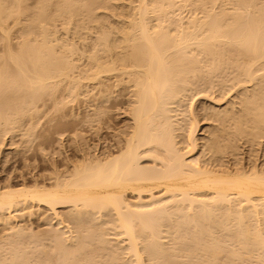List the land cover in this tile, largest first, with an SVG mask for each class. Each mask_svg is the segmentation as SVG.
<instances>
[{
    "label": "bare ground",
    "instance_id": "bare-ground-1",
    "mask_svg": "<svg viewBox=\"0 0 264 264\" xmlns=\"http://www.w3.org/2000/svg\"><path fill=\"white\" fill-rule=\"evenodd\" d=\"M13 1L15 3L13 4L14 10H12L9 13H4V11L2 10V7H5L4 10L7 7L3 5L5 4L3 0L0 2L3 5L2 6L0 4V30L1 29L3 30V27L6 26V25L2 26L4 21L6 22V20H8L7 18H5L6 14H7V17H10V15L16 14V16H18L17 18H19V15L17 14H21L23 12L28 13V10L29 9L32 10V8L33 10L32 11L30 10L31 13L25 16V17L28 16L27 19L25 18V21L22 20L23 24L25 22L24 27L20 25L21 28H23L22 30V32L24 31L23 34L26 33V35L22 34L24 37H22L21 35L23 39L20 37L22 39V42L20 41L22 44L18 42L21 45L20 49H18L20 52H18L17 50V52L15 51L16 53L14 52L13 54L11 49L10 50L8 48L6 49V51L8 50L10 51L9 53L10 55L8 56H10L11 58L10 57L9 58L13 60L11 61V62H14L12 64L16 65V66L14 65L15 71H11L8 67L9 65H7V70L9 69L7 73L8 74L12 73L10 75L15 76V78H18V80H20L21 82L15 78L14 80H12L13 78L9 77L10 75L5 74L6 70L4 69H6V64L3 63L2 66L0 65L1 66L0 68V93L1 91L8 92V90H4V89H9V91L14 90L18 93L19 92L18 87L21 90H24V93H25V90L27 89V90H30L31 92H34V94L32 93L33 95L31 94L32 95L31 98H33L32 100L29 99L31 96L29 93L28 100H30V103H31L32 101L33 102L35 101L34 97L39 96V95L42 96L43 95L42 93L48 90V86L54 87L55 86L54 84L58 82L56 80L57 82L54 81V84H53L51 82V79L53 80L56 77H58V79L59 78H63V79L69 78L71 76L70 71H73L72 69L75 68L76 64L75 62H73L72 64L71 62H67V60L69 61L71 58L70 57L67 59V57L72 56L73 54L68 55V56L65 54L67 56L65 57L64 54H63L64 56L61 55L60 52L62 51L60 49L57 51L55 50V46H57V44L59 45V41L57 37H56L57 39L55 40L56 42H54L55 44L52 41H50L51 38L49 39V37H52V36L48 37V33L50 34V32L53 30V29L52 30L50 29L51 26L48 23H51L53 20H56L54 18H57V16L56 17L51 16L54 13L51 15H48L49 12H47L49 11L47 10L48 8L47 6H49V3L51 0H38L37 3L40 2V4H38L39 5L38 7H34L35 6L34 4L33 6H31L32 8L30 7L27 10H25L26 9L25 6L27 5L25 4L26 2L22 3V2H19V0H13ZM164 1L162 0V2L164 3L162 4L161 0H151L150 3L153 7L160 6L159 10L158 9L156 10L155 8L152 10H156L158 12L160 11V13H162L161 11H163V13L165 14L167 10H164L161 7L165 5L166 1L165 2ZM208 1L211 4L214 2L213 3L214 8H215L214 6L215 3L216 5H218L216 2L218 0L216 1L215 0H198V5L200 3V7L201 6L203 7L206 4V2L208 3ZM224 1L223 0L218 1V3L220 2L222 3ZM227 1L229 4L228 3L226 4ZM227 1L223 3V5L224 4H226V6L228 5L226 8L222 4H219L218 6L220 8L218 11H216L217 10L216 8L215 10H212L214 9L212 6H211L212 8L208 7L210 11L208 8H207L208 11L207 9L205 11L203 10L204 12L206 11L207 12L204 14L205 16L202 14L203 13L202 12L201 15L203 16H201V19L200 18L198 19L199 21H201V24H200L201 26L199 24H196V25H199L201 28H198V26H195L194 22L192 23L196 27V28L194 27L195 30H197V28L200 29L199 31H200L201 36L199 35V39L197 37V40L195 38H194L195 40L193 39L196 31L192 29L188 31L184 30L186 32V33L184 32L185 35L184 33H182L183 32L182 31L181 33L183 34V36H181V38H179L178 40L176 39L177 40L176 41L174 39L175 37L173 38L175 34L172 36L170 34L171 32L169 31L170 33H168L165 27L164 29L159 28L160 24L164 23V25L165 24L167 25V21H166L167 19L163 20V21H166L163 23L159 21L158 19L157 24H159V26H157V24L153 25V27L155 26L160 30L150 29L148 27L150 24L149 25L146 24L147 22L145 21L146 15H144L146 14L145 11L147 10V8L150 7V6L148 7L146 6L148 3V0L147 1L143 0V3L141 4V6L138 7L140 8V14H141V17H140L141 19H139L138 17L139 23L137 22L139 25L136 24L137 25L136 27H134V25L132 27V25L129 26L128 24V26H125V27L123 26L122 28H119L118 33L119 35H121L120 37L116 36L118 33L115 35L114 38H111V39L109 36H106V35H102L103 38L98 37L99 40H97V44L101 40L99 44L101 45L102 43L101 45L102 47L101 46L99 47L98 45L97 47L101 48L99 50L102 52V54L103 53L104 54L102 56L100 55L99 57H97L99 53L101 52L99 53L96 52L98 53V55L96 54L93 55L94 56L92 57L93 64L90 63L89 65L91 66L92 64L91 68L87 67L86 70L83 71L84 74L87 76L86 77L84 75L86 77L85 80H90V81L91 79L93 81L99 80V84H100L101 83L100 80L102 78L103 79L113 78L115 80L114 83L112 82L114 86H118L120 84L121 85L129 84L130 86L135 88L133 91V96H134L133 97L134 100L132 103L133 107L130 106L132 109L128 110V111H131L130 113L132 115L131 119H133V125L131 126L132 129L130 130V132L129 130L126 131V135L127 134L129 135L127 137L124 135L126 138H124V141H123L124 144H123L122 150L119 153H116L117 155L113 154V156L111 157L108 156L107 159L103 158V160L99 159V160H96L95 162H94L95 160L94 158H91L93 162H90L89 161L90 158L86 157L87 162L83 161L86 159V158H83V160L81 161L77 160L75 165L73 161L72 165H74V167H72L73 168L72 171L68 172L66 169L67 173L62 172L64 170H62L61 168L60 170L62 171L60 170L56 172L51 171L54 173L48 174V177H47L48 181L46 180L45 182L38 181L34 178L35 181L32 182L31 185H28L29 182L27 183L26 181H24L22 183L23 185L19 188H16L17 184L10 179L6 181L4 184H2L4 181L2 183L0 182V223L5 225L4 227L7 226L6 230L9 231V235L13 239L12 240L11 238H9L8 235H6L8 236L7 238H9V241L4 239V244L8 242V244H6L7 246L4 245L5 248L7 247L6 250H4L3 248L4 246L3 247L0 246V249H2V251L5 252L3 255V252L0 250L2 252V254L0 252V264H98L100 262L101 264H128V263L129 264H161L160 261L163 258H165L163 256L164 255L166 256L167 253H169L168 255L171 254L170 257L172 258L174 255H179V256L187 255L188 256L189 254H195L197 250H199L200 248L201 250L202 249L204 250L205 252L204 255H207L206 256L207 259L205 262L206 264H227V262L224 263L220 261L219 259L220 255H222L224 251H227V250H224L225 245L227 247L228 245L232 246L230 247L231 250L227 252L228 254L227 253L223 254V255L227 254V257L229 256L230 259L232 258L233 260L236 261V259L240 260L242 258L255 257L257 259L256 263L261 262L260 264H264V255H262L264 253H259V251H254V250H258L262 248V250L260 251L264 252V246L262 247L261 245V243L262 244L264 243V240H263L264 237L262 238V235H263L262 232L264 231V172L262 171V169L260 170L261 167L260 168L258 167L260 171L257 169H254L255 167L252 169L249 168L250 169L249 170V169L244 168L243 166L240 169L238 168L229 169L228 168L229 166L227 167V169L221 168L220 167L221 165L217 166L218 168H211L210 166L207 167L206 166L207 164L205 165L206 167L205 166L202 167L198 164L199 163L198 159L197 161L195 158L194 160L185 159L186 157L184 156L185 154L181 152L180 150H178V148H176V145H175L176 141L174 140L175 138L172 136H169L171 132L170 130L172 128L171 126L168 127V125H170L171 123L170 121H172L171 120L172 118L169 117V116H172V115H169L171 113L170 111L172 110L171 109L172 107L170 108V104L172 105V102L175 101L174 99L176 98L178 99V97H180L179 95L180 93L178 91L179 88L177 84L182 82L185 85V82H187L189 79L187 77H190L189 76L190 73H192L193 78H194L196 76L194 72L198 71V70L197 71H194V70L202 62V61L200 62L201 59H198L196 55L195 56L197 58L194 56V54L192 55V52L194 50L190 52L191 49L189 50V48L195 46L197 51L199 50L201 55H203L204 59L205 57L206 58L209 57L208 60L211 59V62L213 60V63L215 61V63L217 62L218 64L222 63L223 60H225L228 64V62H230L229 60L233 59V56L235 57L236 55V57L237 56L240 57L241 54L245 55L246 56L245 58H247V60L246 61L241 60L242 57H240V61L242 63H244V61L247 62L243 65V68L245 67L246 71H245V68L244 69L242 68V69L244 70V72H246L244 73L246 74L245 78L250 77L248 78L249 80H251V78H255L253 77V75H255V73L258 71L256 70V68L258 69V67L255 68L256 71L254 70V67H253L254 65L260 64V67H264L263 66L264 64L263 62L264 60V13H263L264 6L263 7L260 6L262 8V12H261V8L259 9L258 6H255L257 5L255 1L257 2L258 0L253 1L255 5H253L252 2L250 3V0H230L232 2H230L229 0ZM96 2L97 0H65L64 3L62 2V6H61L59 5L61 3H59V0H58L57 4L55 5L57 6L59 5L60 7L59 6L58 8L55 7L57 9V10L55 9L56 10L55 12L56 13L58 12L59 14L58 18H60L61 16L63 17V15L66 16V14H70L71 16H73L74 14L76 15V13L79 14V11L81 8H84L86 10H91ZM194 2H191V4ZM248 2L249 4H247ZM175 3H178V2H175ZM11 4H12V1H11ZM21 4L22 5L25 4V5L22 6ZM251 4L257 9H259V10L256 9L259 13L256 10L252 11L251 14H248V10L247 12L245 11L246 9H249V7L250 8L252 7V9H249L250 11L255 9ZM52 5H54L53 2H52ZM28 6L29 5H27V7ZM229 6L230 8H228ZM15 7L17 8L15 9ZM101 7H103V5ZM166 7L164 8L166 9ZM200 7H198L197 10ZM206 7L207 6L205 5L204 8ZM167 8H169L168 10H170L169 6ZM172 8H173V11H175L174 7ZM154 13H157V12H154ZM171 13L173 14V12ZM23 14H21V16ZM166 14H168V12H166ZM101 15H100V20L102 18ZM143 15L145 17H143ZM16 16H14L13 19ZM155 16L157 15L155 14ZM163 16L160 15V17H163ZM168 16L170 17L171 15H168ZM148 17H150V14ZM63 18L65 19V17ZM74 18L76 19V17ZM177 19H179V17ZM193 19L196 20L195 18ZM180 20L182 22V19ZM16 21L18 22V19H16ZM70 21H72V19ZM65 22H67V20ZM46 23L48 24L46 26H49V31L51 30L50 32H48V28L45 26ZM173 23L174 21L171 24ZM171 24H170V27H171ZM67 25L68 24H66L65 26ZM80 27H81V24H80ZM67 29L65 30L64 28L65 31H67ZM110 29H107L109 30L108 32H110ZM185 29H189V28H187L186 26ZM1 31H0V34H1ZM36 32L37 33L39 32L40 36L43 37V38L40 37L42 41L40 40L41 42L40 41L36 42L37 44L34 42L37 39ZM5 33L7 32H4V33L2 32L4 36L7 35ZM31 33L36 34L35 35L36 37L33 36L35 37V39H33L31 36H30L31 37L30 39L28 38L29 36L28 34L32 35ZM39 34H38V38H39ZM105 34H106V31H105ZM178 35H175L176 38H178L177 37ZM29 41H31L32 43ZM33 42L35 45L33 44ZM122 43H125L124 45L126 44L127 45L121 46ZM6 46L9 47L7 44ZM69 48H71L72 50V47L69 46ZM98 48L95 50L97 51ZM127 48H131V50L127 52L126 51L128 50ZM187 49L189 50L190 53H188ZM56 52H59L61 57L58 56V53ZM63 53H64V50H63ZM70 53L72 52L70 51ZM62 56L65 58L64 60L67 59L66 62L63 61ZM90 60L92 59L90 58ZM208 60H205V61H208ZM236 60H237L236 62H239L238 58H236ZM259 60H262L263 63L260 62ZM233 61H231L230 64H232ZM241 62L236 63L237 64L236 66L240 67L242 64ZM103 63H105L106 65L105 64L103 65ZM233 63H235V61ZM239 64L240 66H238ZM73 65H74V68H73ZM213 66H216V64ZM260 67L259 69H263ZM87 69L89 70L87 71ZM205 69L207 68H204V70ZM231 70L233 71L232 66H231ZM231 70L229 71L231 72ZM3 71H4V75L2 73ZM15 72H17L18 76L15 75L16 74ZM73 72L71 73L73 74ZM81 72L80 74H83ZM85 72H87V74ZM212 72H214V69ZM76 74H79V73H76ZM5 75L9 77V79L11 78V80H9L6 77L7 82L3 83L4 81H6V79H4L5 77L4 78L2 77ZM74 75H72L73 77L71 76L72 78L71 77L70 78L71 79L74 78L73 81H76L75 79H77L78 78L77 76L79 75H76V77ZM262 76L263 74L261 75V77ZM237 77L238 78H236V80L239 79L240 76H237ZM258 77H260V75ZM1 80L2 81L4 80V81L1 82ZM15 80H17L18 85L16 84ZM80 80L82 81L83 79L81 78L77 79V81H79L78 83L81 82ZM261 80L262 81L264 80V76H263V79L261 78ZM48 81H50L49 82L51 83L50 85L48 84ZM262 81L260 82L261 86L264 85ZM11 82H13V86H14V82L18 86V87L16 85L14 86L15 89L17 88L16 90L12 86ZM78 83H74V85L72 83V85L76 87L78 86ZM102 84H105V83L102 82ZM258 84L259 82L255 84L257 85L256 87L262 88L263 90L260 89L259 91L260 92L263 91L262 94H264V88H263L264 86L259 87L260 85ZM186 85H188V83ZM50 88L52 87H49V89ZM80 88L82 89V87H79V89ZM127 88H128V85H127ZM183 88L186 89L185 86ZM53 90H55V87L54 89L52 88V92H54ZM82 92L83 91H81V93ZM253 93H257V90ZM5 94L6 93L4 92V97L6 96ZM103 95L104 94H102V96ZM250 95L251 94H249L248 97H251ZM253 95L252 97L256 96L258 98L259 95H260V98L261 96L264 97V95H261V94L258 95V93L254 96ZM6 98L8 97L4 98L5 101H8V99ZM19 98L16 99L14 96V99L17 101L19 100ZM24 98H26V101L23 102L22 99ZM255 98L253 99L254 102L252 101L249 102L250 106L248 105L247 107V114L250 112L255 114V116L257 114V116L254 118V120L256 121L254 122L256 123L260 122L262 124V125L260 124V127H263L264 125V103H263L264 100L263 99L264 98L263 99L262 98L255 99ZM14 99L12 101H14ZM28 100H27V97H23L21 98L20 102L27 103ZM246 100L247 99H243L241 101H246ZM249 100L250 98H248L247 102ZM5 101L1 102L0 100L1 103ZM12 101L9 100L8 102L9 103L11 102L10 104L15 102V101L14 102ZM177 101L178 100H176V102ZM20 102H18V104H20ZM247 102H245V105L248 104ZM251 102H252V105H251ZM32 103L31 105L28 103L29 105L27 104L26 106L25 104H23L25 108H22L23 105L21 104L19 106L17 105L19 109H22L19 112L21 113L23 112L24 114L26 113L28 116L29 115L28 112H30L32 110L31 108L33 107ZM5 104L6 105H4V103L1 104V106L3 105L2 106L3 108L0 106V108H2L0 109V121H2L1 123L5 124L3 122H6V124L7 123L10 124V121L11 123L15 121L16 123H18L17 121H19L18 119L20 118L18 117L17 119L15 117L19 114L18 111H16V113L12 112L13 114L11 113L9 114L8 112H11L10 110H8L10 108V104L8 106H7V102ZM35 105L36 103H34L33 109L36 107ZM27 106H28V109H30V111L25 112L26 110H28L26 109ZM249 107L250 108L253 107L254 109L249 110L250 109ZM14 108H12V111H14L13 110ZM34 110H32L31 112L33 113ZM252 110L254 112H252ZM21 113L19 114L20 117L21 115L23 116V113L22 114ZM32 113H31V118H32ZM228 113L230 114V112ZM99 114L101 115V113ZM258 117L260 118L257 119ZM240 121L235 122L233 125L237 128L236 124L240 125ZM244 122H247V119ZM225 125L227 124L225 123ZM194 126H195L194 128L192 127V129H190L189 135H191V138L189 139H192L193 135H195L194 132L196 131V127L198 126L196 125ZM258 126L259 125H257V127ZM262 129L264 130V128ZM220 132L222 131L219 130V133ZM259 132H256V133H259ZM260 133L263 134L264 132H260ZM3 134H4V131H3ZM229 137H227V139ZM0 140L2 139L0 138ZM208 140L206 139V141ZM193 141L194 140H192V143H193L192 145H194L197 142V140L195 142ZM205 144H207L206 147H208L209 143H205ZM195 146L197 147L198 145L195 144ZM195 146H192V147H195ZM213 146H216V145H213ZM210 148H213V147H210ZM107 155H109V153ZM105 157H106V153H105ZM145 157L154 158L152 162L154 164H152L153 165L152 167L150 165L149 168L148 166L147 168H145L146 166L141 167L142 164L139 165V161ZM95 158L97 159V157ZM4 159L6 158L4 157ZM212 165H214V163ZM215 165L214 167H216ZM42 208H45V210L47 211L48 214L46 216L43 214L44 212H42ZM61 208L67 209V210H63V212L65 211L66 212L62 213ZM19 211L21 212V214ZM46 211H45V214H46ZM24 216L29 217L28 218L29 220L32 218H36V217H39V219L41 218L40 220H42L43 218V221L46 220V224L48 223L49 225V228H47L48 230H45L47 231L45 236L48 234L46 237L49 238V241L47 243L50 242L48 245L49 249L47 248V246L42 245L44 243L39 244L42 247H39L38 245V248H41L39 250H36L33 247H31L34 249L33 251L34 253L35 252L44 253L43 255L44 258H42L43 260L39 259V256L34 255V253L32 252L33 249H30L31 254L29 252H26L27 250L26 248L30 247L28 244H27L28 247L25 244L26 248L25 246L23 247V245L22 246L19 245L20 240L26 237L25 235L28 234L29 232L25 233V228L22 226V224L17 225V222L15 223V221L17 219L19 220V218L22 219V217ZM13 222L16 225L13 224ZM253 222H257L255 223L257 227L255 226L256 229L252 230L251 226ZM2 224L0 226H2ZM109 234H112L110 235L112 236L111 239L106 237ZM1 237L2 239H0V241L3 240V236ZM14 238L15 239L20 238V240L18 241L19 243ZM35 238L37 239L38 236ZM40 238L41 237H39L38 239ZM249 239L253 240L256 243V244L254 243L255 244L254 246H256V248L252 246L254 249V250L252 249V251L251 250L248 251L251 246L250 243L253 242V241L250 242ZM30 240H32V238H30ZM248 241L250 242L249 244H248ZM1 243L3 244V242ZM189 243L190 245L192 243L193 247L190 246ZM259 245H261V247ZM238 248H241L243 252L242 250H239ZM245 249H248V250H245ZM34 256L36 258L38 257V259H36ZM29 257L32 259L34 258L33 262L30 261L32 259H30ZM189 257L191 256L189 255ZM172 258H170V262L168 263H171V261H174V258L173 260ZM180 259L183 260V258H180ZM201 259H203V257H201ZM37 260H40V261H37ZM168 260L169 259L167 256V261ZM179 260L178 262L181 263V261ZM202 261H205V259L200 260V262ZM229 261L231 262L232 260H229ZM163 262H164V259H163ZM196 263L198 264L199 262H196ZM205 263L202 262L199 264H205ZM176 264H177V261H176Z\"/></svg>",
    "mask_w": 264,
    "mask_h": 264
},
{
    "label": "rangeland",
    "instance_id": "rangeland-1",
    "mask_svg": "<svg viewBox=\"0 0 264 264\" xmlns=\"http://www.w3.org/2000/svg\"><path fill=\"white\" fill-rule=\"evenodd\" d=\"M3 1L5 3L3 5L7 7L5 10H4L5 7H2V10L4 11V13H9L12 10H14L13 9L14 8L13 4H15V3H14L13 0H9V1L8 0H3ZM5 1L8 2V3H6ZM11 1H12V4H11ZM57 1L58 0H51L50 1L49 6H47L48 7L47 10H49V11H47V12L50 13V14L48 13V15H51V14L54 13L51 16H53V17L57 16V18H58L59 14H58V12L57 13L55 12L57 10L55 7L58 8L59 5L62 6V2L64 3L65 0H59V3H61V4L58 3L59 4L58 6L55 5V4H57ZM104 1L103 0H97V2L95 3V5L92 7L91 10H86L84 8H81L80 11H79V14L76 13V15L74 14L73 16H71L70 14H66V16L63 15V17H65V19L62 16H61L62 18L61 17L58 18V19L54 18L56 20H53L52 21L53 23L51 22L52 25H51V23H48L51 26L50 29L51 30L53 29L52 31L50 30L51 32L49 31V26H46L48 24L47 23L45 24V26L48 28V32H50V34L52 33L51 35L48 33V37L52 36V37H49V39L51 38L50 41H52L54 43V42H56L55 40L58 38L59 45L57 44V46H55V50L57 51V50L60 49L62 51V52H60L61 55H63V54L65 55L66 54L68 56V55H72L73 54L72 56L74 58L72 56L67 57L66 55H65V57H67V59L71 57L70 60H72V61H70V60L68 61L66 59L67 62H71V64L73 62H75V64H76L75 68H74V65H73L74 69H72L74 72L70 71V74H71V76L75 74L74 75L75 77H76V75H79V76H77L78 77L77 79L81 78V79L85 80V78L87 76L84 74L83 71H85L87 67L91 68V66L93 64V58H92V57H94L93 55L94 54L98 55V53L101 52L99 50L101 48L97 47V45L99 47L102 45V43H101V45L99 44L101 40L97 44V40H99L98 37H100V38L102 37L103 38L102 35H106V36H109L110 39L114 38L115 35L118 33L119 28H122L123 26L124 27L128 26V24H129V26L132 25V27H133V25H134V27H136L137 26L136 24L139 23L138 22V17H139V19H141L140 18L141 17L140 8H138V7L141 6V4L143 3V0H113V1L112 0L111 1L110 0L109 1L106 0L105 2ZM150 1L148 0L147 5L145 4L147 7L148 6H150V7L152 6ZM165 1H164L165 5L161 6V7L164 10H167L166 12H168V14H166V12L164 14L163 11H161L162 13H160V11L159 12L156 11L157 9L159 10L160 6L159 7H153L152 6L151 8L150 7H148V8L146 7L147 8V10H146L147 12L145 11L146 14H144V15H146V17L144 15H143V17H145V21H147L146 24H148V25L150 24L152 26L151 27L149 25L148 27L150 29H153V30L154 29L155 30L158 29L155 26L153 27V25H156L158 23V19H159V21H161L162 23L167 21V25L166 24L164 25V23H163V24H160L161 27L159 26V24H157V26H159L160 29L161 28L164 29V27H165V29H167L168 33L171 32L170 34L172 36L174 34L175 35L179 34L177 36L178 38H176L175 35L173 36V38L175 37L174 38L175 40L176 39L178 40L179 38H181V36H183L182 33H184L185 31L192 30V29L194 31H196L194 37L192 36L193 39L195 38L197 40V37L199 39V35H200V31L199 30L200 29H198V28H201L200 27L201 26L200 25L201 21H199L198 19L199 18L201 19V16H203L208 11V9H209L208 7H210V8L213 7V3L214 2L212 4L209 1H208V3L206 2V4L204 3L207 6L206 8H204L205 5L203 7L202 6L200 7V3L198 5V0H171V1L170 0H165ZM184 1H186V2H184ZM194 1L196 2V4H195ZM218 1H222V0H218ZM218 1H216L218 5L219 4L223 5V3H225V1H227V0H225V1L223 0L224 2H222V3L221 2L218 3ZM253 1L254 0H250V3L252 2L253 5H255V3H257V5H255V6H258L259 9L264 6V0H258L257 2L255 1V3ZM19 2H22V3L26 2L25 4L29 5L28 7H27V5L25 6L26 9L23 7L25 10H27L28 8H30L34 4H35L34 7H38L39 6L38 4H40V2L37 3L38 0H36V1L35 0H28V1L27 0L26 1L25 0H19ZM52 2H53L54 5H52ZM107 2H109V3H107ZM110 2H111V4H110ZM161 2H162V0H161ZM175 2H178V3H175ZM191 2H194V3L191 4ZM230 2H232V1H230ZM36 3H37V5H36ZM227 3H228V1L226 2V4ZM25 4H23V5L21 4V5L24 6ZM162 4H164V3L162 2ZM226 4L223 5V6H225V8L228 6V5L226 6ZM247 4H249V2ZM102 5H103V7H101ZM166 5H167V7L168 6L170 7L171 11L168 10L169 8H167ZM201 5H203V4H201ZM218 5H216V3L214 4L215 8L217 9L216 11H218L219 8H220ZM251 5H249V6H251ZM247 6H246V8H247ZM95 7H96V9H95ZM164 7H166V9ZM172 7H174V10L176 12L173 11ZM198 7H200L199 8L200 10L199 9L197 10ZM16 8L17 7H15V9ZM154 8L156 10H152ZM179 8H181V9H179ZM215 8L212 9V10H215ZM228 8H230V6ZM254 8L255 9H253L251 11L249 9H252V7L251 8L249 7V9H246V10L244 9V10L246 12L248 10V14H251L252 11L257 9L256 7H254ZM7 9L10 10V11H8ZM206 9H207V11L204 12ZM259 9H257V10H259ZM30 10L31 9L28 10V13L27 12H23L24 14L21 13V14H23L22 16H21V14H17V15H19V18H17L18 16H16V14L15 15H10V17H7V14H6L5 18H7L8 20L5 19L6 20V22L4 21L5 24L2 22L3 23L2 26L3 25L4 26L6 25V26L3 27V30L1 29L2 31L0 30L1 31V34H0V36H1L0 37V63L1 64L0 65L2 66L3 63L6 64V69H4V70H6V73H5L6 75H10V74H12V73H10L11 71H15V67H14L15 64L14 65L12 64L14 62H11L13 60H11L10 59L11 57L8 56V55H10L9 54L10 53L9 50L11 49L12 53L14 54L15 51L17 52V50L20 49L21 45L19 43L22 42V39H23L22 37H24L23 35H26V33L23 34L24 31L22 32L23 28H21V26L24 27L25 22L23 24V21H25V18L27 19V17H28V16L27 17H25V16L28 15L29 13H31L33 8H32L31 11ZM34 10H35V8H34ZM177 10H179L180 13ZM96 11H97V13H96ZM169 11H170V13H169ZM198 11H199V13H198ZM209 11H210V9H209ZM154 12H157V13H154ZM171 12H173V14ZM212 12H214V11H212ZM261 12H262V8H261ZM158 13L161 16H163V15L164 16L160 17V15ZM201 13L203 15H201ZM149 14H150V17H148ZM155 14L157 16H155ZM179 14H181V15H179ZM68 15H70V16H68ZM100 15L102 17L101 20L103 19L102 21L100 20ZM168 15H171V16L169 17ZM8 16H9V14H8ZM14 16H16L15 18L18 19V22L16 21L15 18L13 19ZM176 16H177V18L179 17V19H177ZM183 16H184V18H183ZM194 16H196V17H194ZM74 17H76V19ZM87 18H89V19H87ZM193 18H195L196 20H194ZM71 19H72V21H70ZM82 19L83 20L86 19V20L83 21ZM180 19H182V22H181ZM203 19H205V18H203ZM13 20H15V21H13ZM66 20H67V22H65ZM163 20H166V21H163ZM171 21L172 22L174 21V23L171 24L172 23ZM71 22H73L74 24L71 23ZM86 22H87V24H86ZM129 22H131V23H129ZM154 22H155V24H154ZM161 22H159V23H161ZM193 22L195 23V26H198L197 30H195L196 27L192 24ZM66 24H68V25L65 26ZM80 24H81V27H80ZM170 24H171V27H170ZM196 24H199L200 26L196 25ZM14 25H15V27H14ZM72 26H74V27H72ZM167 26H169V27H167ZM186 26L189 29H185ZM63 27L65 28V30L68 27L69 28L67 29V31H65ZM70 27H72V28H70ZM82 28H84L85 30L82 29ZM106 28L110 29V32H108L109 30H107ZM113 29H115V30H113ZM160 29H158V30H160ZM104 30L106 31V34H105ZM177 30H178V32H177ZM53 31H55V32H53ZM2 32L3 33L7 32V33H5L7 35L4 36L2 34ZM172 32H174V33H172ZM185 33H184V35H185ZM36 34H37V39L34 42L36 43V42H39L40 40L42 41V39L40 38L42 36H40L39 32L38 33L36 32ZM36 34L35 33H33L32 35L28 34L29 35L28 38L30 39L32 37L33 39H35V37H36L35 35ZM38 34H39V38H38ZM100 34H101V36H100ZM21 35H22V37H21ZM58 35H59V37H58ZM33 36H35V37H33ZM116 36L120 37L121 35H119V33H118ZM96 38H98V39H96ZM194 40H192V41H194ZM29 42H31V41H29ZM34 42H33V44H34ZM65 43L67 44L68 48H67ZM93 43H95V44H93ZM6 44L9 47L11 46L13 49L11 47L10 48L7 47ZM63 44H65V45H63ZM124 44L125 43H122L121 46H123ZM18 45H19V47H18ZM94 45H95L96 48L94 47ZM126 45H124V46H126ZM63 46H65V47H63ZM69 46L72 47V50H71V48H69ZM57 47H59V48H57ZM7 48L9 49L8 51H6ZM94 48L95 49L98 48V50L96 51ZM193 48H195V49H193ZM127 49H128V50H126L127 52L129 50H131V48H127ZM63 50H64V53H63ZM189 50H190V52L194 50L192 52V55L193 54H194V56L196 55L198 57V59H201L200 62L201 61L202 62L194 70V71H197V70L199 71V72L198 71L194 72L197 77L194 75L195 77L193 78L192 73L189 74L190 77H187V78H189L188 81H190L192 79L193 82H192V80L190 82L185 80V81H187V82H185V85L182 82L177 84V86L179 88L178 91L180 93L179 94L180 97H178L179 96L178 95L177 96L178 99L177 98L174 99L175 101L172 102L173 106L170 104V108L172 107L171 108L172 110L170 111L171 113L169 112L170 113L169 115H172V116H169V117L172 118L171 119L172 121L169 120L171 123H170V125H168V127L169 126L172 127L171 130H170L171 131L170 134H172V135L169 134V136H172V137L175 138V139L174 138L173 139L176 141L175 142L176 143L175 144L176 148H178V150H180L181 152H183L185 154L184 155V156H186L185 159L194 160V158H195L196 161L198 159L199 160L198 164L200 166H202V167L205 166L206 164H207L206 165L207 167L210 166L211 168H218L217 166L221 165L220 166L221 168H226V169H227L228 166H229L228 167L229 169H236V168L240 169L243 166L246 169H249V168L252 169V168L255 167L254 169L259 170V168L261 167L260 170L262 169V171L264 172V170H263L264 169V133L263 134L260 133V132H264V130L262 129V128H264V125H263V127H260V124H261L260 122H258V123L254 122V121H256V120H254V118L257 116V114H256V116H255V114H253L251 112L247 114V107L249 105V102L250 101L254 102L253 99L256 97L254 95H256L257 93H258V95L259 94L264 95V94H262V92H263L262 90L263 89L262 88H258V87H256L257 85H255V84H257V82H259L258 85H260V82L262 81L261 78L263 79V76H264V73H263L264 72V70H263L264 67H260V64L259 65L258 64L254 65L253 66L254 70H255L256 67H258V69L256 68V70H258V71L260 70L261 72L263 70V72L261 73L260 71L259 72L257 71L256 72L257 74L254 72L256 76L253 75V77H255V78H251V80H249L248 78H250V77H246L245 78L246 74H244V73H246V72H244V70H243L245 68V67L243 68V65L245 63H247V62H245L247 60V58H245L246 57L245 55L241 54V56H240V57H242L241 60H245L244 63H242L240 61V57H238V56L236 57V55H235V57L238 58V61L242 63V64L240 63L241 66H240V64L238 65L240 67H237L236 63H239V62H236L237 60H236V58L234 56H233V59H234L235 63H233L234 62L233 59L229 60L230 62L233 61L232 62L233 65L230 64V62H228V64H227V62L225 60H223L222 63L218 64L217 62L215 63V61L213 63V60L211 62V59L208 60L209 57L206 58L204 56L205 57V59H204L203 55H201L199 50L197 51L195 46L189 48ZM189 50L187 49L188 53H190ZM70 51L72 53H70ZM18 52H20V51L18 50ZM96 52H98V53H96ZM56 53H58V56H60L59 52H56ZM13 54H11V55H13ZM17 54H19V53H17ZM103 54L101 52V53H99V55L97 57H99L100 55L102 56ZM199 55H200V57H199ZM63 56H62V59H63V61L66 62V60H64L65 58ZM90 58L92 60H90ZM205 60H208V61H205ZM224 61H225V63H224ZM259 61L262 62V60H259ZM263 62H264V60H263ZM90 63H92L91 66H89ZM104 64L105 63H103V65ZM215 64H216V66H213ZM7 65H9L8 67L11 70L9 72L10 74L7 73V71L9 70V69L7 70ZM225 65H227V66H225ZM1 66H0V68H1ZM231 66H232L233 71L231 70ZM263 66H264V64H263ZM208 67H209V69H208ZM259 67L263 68V69H259ZM83 68H85V69H83ZM204 68H207V69H205L206 71L204 70ZM213 69H214V72H212ZM88 70L89 69H87V71ZM229 70H231V72ZM236 71H238V72H236ZM245 71H246V68H245ZM71 72H73V74ZM80 72L83 73V74H80ZM234 72H236V73H234ZM2 73L4 75V71ZM15 73H16L15 75H17V72H15ZM76 73H79V74H76ZM85 73L87 74V72H85ZM227 74H228V76H227ZM262 74H263V76L261 77ZM6 75L3 76L2 78L5 77L4 79H6V77H7ZM81 75H83V76L85 75L86 77L85 76L83 77ZM208 75H210V76H208ZM234 75H235V77H234ZM259 75H260L261 78L258 77ZM237 76H240V77H239V79L236 80V78H238ZM9 77L13 78L12 80H14V78H15V76H13V75L12 76L10 75ZM9 77H7V78L9 79ZM70 77L69 78H65V79H63V78H59L58 79V77L54 78L53 80L51 79V82L53 84H54V81L55 82L58 81L57 83L54 84L55 85L54 86L55 90H53L54 92H52V88L54 89V87L53 86H48V90L46 89L47 91H44L42 93L43 95L41 94L42 96H40V95L36 96L35 95L37 97V98L34 97V100L36 102L32 101L33 103L32 102L31 103L33 104V107H34V103H36V105H35L36 107L34 108L35 110L33 109L32 106H31L32 108L30 107L32 110H34L33 113L31 112L32 110L30 111V109H28V106L26 107V109H28V110H26L25 112L30 111V112H28L29 113L28 116H27L26 113L24 114L22 112L23 116L21 115V117H20L19 114L21 112H19V111H21L22 109H19L18 106L20 104L21 105L25 104V106H26L28 103L31 105L30 100H28L29 93L31 95L32 93L34 94V92H31L30 90L26 89L25 93H27V94H25L24 90H21L17 86L18 85V82H17L18 78H15V79H17V80H15L17 85L14 82V86L16 85L18 87V89H19L18 93L16 91H14V90L9 91V89H4V90H8V92L4 91L6 93L5 97H8V98H6V99H8V101L9 100L12 101L14 99V96H15L16 99L21 96L18 101L14 99L15 102L12 101L14 103L10 104L11 102L9 103L8 101H5L4 92L1 91V93L3 94V96H2V94L0 93L1 102L5 101V102H3L4 105H6L5 103L7 102V106L10 104V108L8 110H10L11 112H8V113L9 114L10 113L13 114L12 112L16 113V111H18V113H19L18 115L19 116L17 115L15 117L17 119H18V117L20 118V119H18L19 121H17L18 123H16V121L15 122L12 121L13 123H11V121H10V124H8V123L6 124V122H3L5 124H2L1 123L2 121H0V136L3 135L2 137H0L2 139V140H0V142L2 141L0 143V153H1L0 154V182L2 183L4 181L2 184H4L6 181H8L10 179V180H12L13 182H15L17 184L16 188H19V187H21L23 185L22 183L24 181H26L27 183L29 182L28 185H31L32 182L35 181V179L38 180V181H42V182L44 181L45 182L46 180L48 181V179H47L48 174L54 173L56 171H59L60 168L62 170H64V171H62V170H60V171L66 172V173H67V171L68 172L72 171V169H73L72 167H74V165H75L77 160L81 161V160H83V158L89 157L90 159L89 158L88 159H89L90 162H93L91 158H94L95 159L94 162H95L96 160H99V159H101V160H103V158L107 159L108 156L111 157V156H113V154L115 155L116 153H119L122 150V147H123V144H124V142H123L124 138H126L129 135V134L126 135V131L129 130V132H130V130L132 129L131 126L133 125V119H131L132 115L130 114L131 111H128V110L132 109L130 106L133 107V104H132L133 100H134L133 91H134L135 88L130 86L129 84H126V85L125 84L124 85L120 84L118 86H114L113 83H114L115 80L113 78L112 79H110V78H104L103 79L102 78L101 79L102 81L100 80V82H101L100 84H99V80H97V81L96 80L93 81L92 79H91V81L90 80H85L86 82L83 81V80L82 81L80 80L81 81L80 82L81 84H80V83H78L79 81H77V79H75L77 82L73 81L74 78L71 79L73 76L71 78ZM11 78L9 80H11ZM19 79H20V77H19ZM60 79H62V80H60ZM256 79H257V81H256ZM3 81L1 80V82H3ZM18 81H20V80H18ZM67 81L69 82V84H68ZM71 81H73V82H71ZM5 82H7V79L3 83H5ZM49 82L50 81H48V84L50 85L51 83H49ZM102 82L105 83V84H102ZM262 82L264 83V80ZM11 83H12V86H13V82H11ZM72 83H73V85H74V83H78V86L74 87L72 85ZM187 83H188V85H186ZM263 83H261V84H263ZM68 85H69V87H68ZM107 85H108V87H107ZM127 85H128V88H127ZM72 86H73V88H72ZM184 86H185L186 89L183 88ZM263 86L264 85H262V86L260 85L259 87H263ZM49 87H52V88H50L51 90L49 89ZM79 87H82V89L80 88L81 89L80 90ZM254 88L257 90V93H253V92L256 91ZM14 89H15V87H14ZM180 89L183 90V91H181ZM260 89H262L261 90L262 92L259 91ZM81 91H83V92L81 93ZM47 92H48V94H47ZM102 94H104V95L102 96ZM249 94H251L250 95L251 97H248ZM18 95H20V96H18ZM32 95L29 98L31 100L33 99V98H31ZM252 95L254 97H252ZM76 96H78V97H76ZM9 97H11V98H9ZM23 97H27V100H28L27 103L26 102L25 103L20 102L21 98H23ZM38 98H40V99H38ZM248 98H250V100L247 102ZM259 98H260V95H259V97L257 99H259ZM261 98L263 99L264 97L261 96ZM103 99H104V101H103ZM106 99H107V101H106ZM243 99H247V100L246 101H241ZM176 100H178L179 102L178 101L176 102ZM22 101L23 102L26 101V98L22 99ZM1 102H0V106H1V104H3ZM18 102H20V104H18ZM241 102L242 103L244 102V103L242 104ZM245 102H247L248 104L246 103L247 105H245ZM252 102H251V105H252ZM14 107H16V108H14ZM2 108H0V109H2ZM12 108H14L13 109L14 111H12ZM22 108H25L24 105H23ZM96 108H98V109H96ZM170 108H169V110H170ZM15 109H17V110H15ZM251 109H254V108L252 107L249 110H251ZM23 110H25V109H23ZM249 110H248V112H249ZM228 112H230V114ZM252 112H254V111L252 110ZM31 113H32V118H31ZM99 113H101V115ZM92 116H94V117H92ZM97 117H99L101 120L99 118H97ZM95 118H97L98 120L95 119ZM226 118H227V120H226ZM259 118L260 117H258L257 119H259ZM228 119H230V120H228ZM235 119H236V121H235ZM246 119H247V122H244ZM228 121H230V122H228ZM237 121H240V125L236 124L238 129L233 125ZM224 122L227 125H225ZM11 124H13V125H11ZM194 125H196L198 127H196V131L194 132L195 135H193L192 139H189V138H191V135H189L190 129H192V127L194 128L195 127ZM257 125H259V126L257 127ZM219 130H221L222 132L219 133ZM3 131H4V134H3ZM230 131H232L233 133L230 132ZM27 132H29V133H27ZM256 132H259V133H256ZM213 133H215V134H213ZM254 134H256V135H254ZM218 135H219V137H218ZM227 137H229L228 138L229 140L227 139ZM193 138H195V139H193ZM230 138H231V140H230ZM206 139L207 140L210 139V140L206 141ZM192 140H194L193 142H195L197 140V142L195 143L196 145H198L197 147L195 146V144L192 145L193 144ZM215 141L216 142L218 141L217 143H219V144H217ZM219 141H221V142H219ZM231 141H232V143H231ZM204 142L205 143H209L208 147H206L207 144H205ZM211 143L213 145H216L218 148L216 146H213ZM210 144H211V146H210ZM119 146H121V147H119ZM192 146H195V147H192ZM210 147H213V148H210ZM216 149H217V151H216ZM105 153H106V157H105ZM108 153H109V155H107ZM4 157L7 160L4 159ZM95 157H97V159ZM99 157H101V158H99ZM86 160H87V158L85 160H83V161H86ZM153 160H154L153 157L142 158V160L139 161V165L142 164L141 167H145L146 166L145 168H147V166L149 168L150 165L152 167L153 166L152 164H154V163H152ZM72 162L74 163V165H72ZM213 163H214V165L216 164L215 165L216 167H214V165H212ZM217 164H219V165H217ZM230 166H232V167H230ZM66 169H67V171H66ZM51 171H54V172H51ZM61 210H62V213H65L66 211L63 212V210H67V209L61 208ZM22 211H24V210H22ZM45 211H46L45 208H42V212H44L43 214L46 216L48 213L46 211V214H45ZM16 213H18V212H16ZM20 214H21V212H20ZM28 218L29 217L24 216V217H22V219L19 218V220L17 219L15 221V223L17 222V225L18 224L19 225L22 224V226L25 228V233H28V232L29 233L26 234L25 235L26 237L22 238V240H20V238H16V239L14 238V239L17 242L20 240V244L19 245H21V246L23 245V247L25 246V244H26V246L28 244L30 247L26 248V246H25V248L27 249L26 252H29V253L31 252L30 249H33V248L36 249V250L41 249V248H38V245L42 244V243H44L42 245L47 246V248L49 249L48 245H49L50 242L47 243L49 241V238L46 237L48 234L45 236V234L47 233V231H45V230H48L47 228H49L48 223L46 224V220L43 221V218H42V220H40L41 218L39 219V217L32 218L30 220ZM15 223L13 222V224H15ZM255 223H257V222H253V224L251 226L252 230L256 229V227H257ZM1 224L2 223H0V225ZM4 226L5 225H3V224H2V226H0V239H2L1 236H3V240L0 241V246H2V247L4 245L8 244V242H6V241H5L6 244H4V239L8 240V241H9V238L12 239V237L9 235V231L6 230L7 226L6 227H4ZM262 233H263V235H262V238H263L264 237V231ZM6 235H8L9 238H7L8 236H6ZM27 235H28V237H27ZM30 235L31 236L33 235V236L31 237ZM110 235H112V234H109L106 237L111 239L112 236H110ZM37 236H38V238L39 237H41V238L40 239H38V238L36 239L35 237H37ZM26 238H28V239H26ZM30 238H32V240H30ZM43 238L44 239L47 238V239L44 240ZM24 239H26V240H24ZM233 240H235V239H233ZM39 241L40 242L42 241V242L40 243ZM249 241L251 242L253 240L249 239ZM249 241H248V244L250 243ZM1 242H3V244ZM35 242L36 243L39 242V243L36 244ZM254 243H255L254 241L251 242L250 243L251 244L250 248L248 246L249 250L248 249H245V250H248V251L251 250L252 251V249H253L252 246H254L256 244V243L255 244ZM263 244L261 243L262 247L264 246ZM189 245H190V243H189ZM261 245H259V246L261 247ZM190 246L193 247L192 243H191ZM259 246H257V247H259ZM31 247H33V248H31ZM39 247H42V246L39 245ZM230 247H232V246L228 245V247H227L225 245V249L224 250H227V251H224L222 253V255L224 253H227L228 251H230L231 250ZM254 247L256 248V246H254ZM3 248H4V250H6L7 247L5 248V246H4ZM34 249L32 250V252L34 251ZM238 249L242 250L241 248H238ZM0 250L2 251V249H0ZM260 250H262V248H260L258 250H254V251H259V253H264V252H261ZM2 252H3V255H4L5 252L4 251H2ZM2 252H1V254H2ZM203 252H204V250L203 249L201 250V248H200L199 250H197V252L195 254H189L191 257H189V255L188 256L186 255L187 258H186L185 255H182L183 257L179 256V255H174V256L172 255L175 262L171 261V263H168V262H170V258H172V257H170L171 254L168 255L169 253H167L166 256L165 255L163 256V257H165V258H163L164 262H163V259H162L160 261V263L161 264H173V263L176 264V261H177V264H197L196 262H199V263L204 262L205 263L206 259H207V257H206L207 255H204L205 252L204 253ZM242 252H243V250H242ZM35 253H34V255L39 256V259L44 258L43 257V255H44L43 252H40V253L37 252L36 254ZM41 253H43V254H41ZM37 254H39V255H37ZM227 254L223 255L226 258L223 257L222 255H220V257H221V258L219 257L220 261H222L224 263L227 262V264H228V262H229V264H238V263L239 264H243V263L251 264L252 262H253L252 264H255L256 261H257V259L255 257L242 258L240 260L235 258L236 259V261H235L232 258L230 259L229 256L227 257ZM41 255H42V257H41ZM192 255H193L194 258L192 257ZM197 255H198L199 258L197 257ZM262 255H264V254H262ZM167 256H168V259H169L168 261H167ZM177 257L178 258L179 257L183 258V260L180 259V258H179L180 259L179 260ZM201 257H203V259H201ZM173 258H172V260H173ZM30 259H32V258H30ZM30 259H28V260H30ZM36 259H38V257ZM204 259H205V261L200 262V260H204ZM249 259L252 260V261H250ZM28 260H27V262H28ZM33 260H34V258L32 260H30V261L33 262ZM178 260L181 261V263L178 262ZM229 260H232V261L230 262ZM37 261H40V260H37ZM189 261H191V262H189ZM240 261H241V263H240ZM260 263L258 262L256 264H260ZM98 264H101V262L98 263Z\"/></svg>",
    "mask_w": 264,
    "mask_h": 264
}]
</instances>
